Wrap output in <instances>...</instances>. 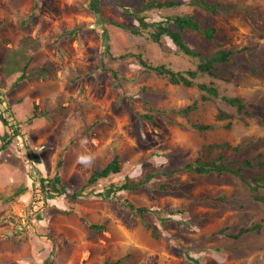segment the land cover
Listing matches in <instances>:
<instances>
[{
    "label": "rangeland",
    "instance_id": "1",
    "mask_svg": "<svg viewBox=\"0 0 264 264\" xmlns=\"http://www.w3.org/2000/svg\"><path fill=\"white\" fill-rule=\"evenodd\" d=\"M37 1L33 10L34 0H0V90L25 133L23 141L0 151V264H107L118 258L121 264H264V202L254 199L249 185L231 173L179 170L208 143H242V154L230 159L264 152V79L253 71L264 64V0H208L222 4L216 15L190 0L142 12L150 22L190 14L205 27H217L214 40L191 30L184 33L186 43L206 55L221 45L247 46L218 66V77L197 78V83L219 86L220 97L208 101L201 99L197 84H172L142 66L136 54L152 65L183 72L196 69L198 58L184 55L167 36L157 43L147 32L134 34L114 24L138 28L122 6L136 10L156 0ZM76 28L77 34L69 36ZM25 39L40 46L28 48V78L19 82L21 72L8 74L3 68L7 55ZM223 96L243 97L252 114L237 115L227 129L217 121L219 111L235 109ZM195 101L188 117L179 112ZM1 109L0 139H5L10 131ZM195 123L215 127L201 131ZM115 153L120 172L87 187L85 196L50 198L40 204L41 213L29 209L35 200L30 162L50 177L63 156V182L81 190ZM148 173L157 175L147 187L112 190L126 177ZM245 173L249 178L257 171ZM24 187V195L9 199ZM124 199L152 211L145 218L135 215L122 205ZM12 215L22 217L27 227L20 237ZM91 224L104 227L96 231ZM241 227L256 229L239 239L219 233L228 229L235 234Z\"/></svg>",
    "mask_w": 264,
    "mask_h": 264
},
{
    "label": "trees",
    "instance_id": "2",
    "mask_svg": "<svg viewBox=\"0 0 264 264\" xmlns=\"http://www.w3.org/2000/svg\"><path fill=\"white\" fill-rule=\"evenodd\" d=\"M190 2L202 8L209 14L216 15L220 9L222 8V4L220 2L211 3L208 0H190ZM97 3L94 0L93 5ZM182 5L181 1H151L145 4L142 8H138L136 10H132L130 8H125L122 6V9L128 11L130 15L134 16L139 23L138 28H128L119 23H114L119 27L124 29H130L134 34H142L143 32H147L153 41L160 43L164 36L169 37L176 47L181 51L184 55H188L190 57H195L199 59V64L196 69H190L188 71H176L166 65H152L147 63L143 58V55L136 54V57L139 63L146 67L149 71H155L159 75L168 79V81L172 84H182L187 87L198 85V88L203 92L201 99L203 101L211 100L212 98L220 97L219 86L211 81L197 83V78L200 77L201 74H207L211 77H218L216 71L218 70V66L221 64L229 63L232 60V57L242 53L247 50V46L244 47H221L216 50L211 55H206L202 52H199L193 48H191L184 39V33L191 30L198 32L208 40H214L218 36L219 29L215 26L213 27H205L200 18H197L190 14L184 15H175L172 17H167L164 20L160 21H147L146 17L142 15V12L147 11L149 9H161V8H171L175 6ZM38 8V1L34 0V9ZM79 28L71 30L69 32V36H73L77 34ZM33 39H28L22 42L21 46L18 50H15L9 53L6 57L5 66L3 71L5 73H16L21 72L19 76V82L24 81L28 78L27 75V67L30 63L31 56H28L30 45H34L36 49L40 46L38 41L32 42ZM105 51L107 50L110 53V45L108 40H104ZM104 68V67H103ZM255 73H260L262 78L264 79V64L260 67L253 68ZM115 77H118L117 71H112ZM226 81H228L226 79ZM226 104L231 108L235 109L234 113H228L224 110H220L217 121L225 122V127L230 129L236 119L237 115L250 116L252 114L250 108L247 105L245 99L241 96H233V97H222ZM197 101L194 104H190L185 108L179 110V112L188 117L190 113L195 110ZM0 107H3L2 113L4 123L9 128L10 136L5 139H0L2 144L0 146V151L6 149L12 142L15 140L23 141L22 137L25 135L23 133V129L20 123L15 120L11 107L8 105V100L5 94L0 90ZM144 117L152 121L154 116L151 114H145ZM215 127V124H200L195 123L194 128L201 131L211 130ZM24 146L29 150L31 154L30 144L27 142ZM243 144H232L231 142H223V143H208L204 144L202 149L199 151L198 156L189 162H186L179 170L194 172L197 174H210L216 173L219 176H222L225 173H231L236 177L241 178L246 184L249 185L253 197L256 201L264 202V195L260 194V191L264 190V152H259L257 156L254 157H245L238 159H230V156L238 157L239 154H242ZM32 157V155H30ZM234 163H238L239 166L234 168L232 167ZM31 171H33V175H31L33 189L35 190V200L31 203L29 209H31L34 213H41L43 208H41L40 204L43 202L46 203L50 198H59L65 196L70 200L74 201L79 199L84 195V191L87 187L94 185L100 179L107 178L113 174H118L121 170L120 164V156L115 153L112 159L107 162L102 169L94 171L87 182L83 186L81 190H71L68 185L63 182L61 167L63 166V156L58 158L55 174L53 176H43L42 171H40L36 164L31 163ZM257 171V174L248 178L247 173L245 171ZM167 174V173H166ZM157 175V173H148L144 177H140L138 179H132L126 177L125 181H123L119 185H112V190L116 193L124 192V191H136L140 190L144 187H147L149 182ZM163 189L166 188V185L161 186ZM26 193V188H20L15 190V193L9 198L11 201H14L17 197H20ZM101 195H104L100 193ZM122 205L128 208L133 214L140 215L145 218V216L150 213V210L146 206H136L128 200L124 199ZM10 219L14 222L16 227L15 235L20 237L23 233L26 232L25 225L23 224V218L17 215H12ZM29 223V222H28ZM146 227L151 230V234L154 237H158L157 231L153 229V226L149 223H145ZM29 226V224H28ZM91 229L96 231H101L104 226L91 224ZM260 227L259 225L257 226ZM255 227H241L239 231L235 234H229L226 231L228 229H222L219 231L221 234H225L231 238L239 239L244 234L254 231ZM123 258H118L116 260L110 261L107 264H121Z\"/></svg>",
    "mask_w": 264,
    "mask_h": 264
}]
</instances>
